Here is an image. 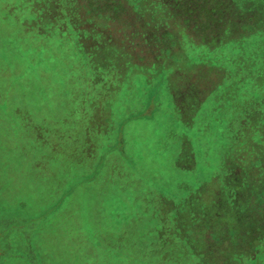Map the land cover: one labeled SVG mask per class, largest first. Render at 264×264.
Returning <instances> with one entry per match:
<instances>
[{
  "label": "rangeland",
  "instance_id": "374dc122",
  "mask_svg": "<svg viewBox=\"0 0 264 264\" xmlns=\"http://www.w3.org/2000/svg\"><path fill=\"white\" fill-rule=\"evenodd\" d=\"M263 60L264 0H0V264H264Z\"/></svg>",
  "mask_w": 264,
  "mask_h": 264
},
{
  "label": "trees",
  "instance_id": "16d2710c",
  "mask_svg": "<svg viewBox=\"0 0 264 264\" xmlns=\"http://www.w3.org/2000/svg\"><path fill=\"white\" fill-rule=\"evenodd\" d=\"M253 36H254V33L252 32V33H250V34H248L247 36H245L243 39H242V41H240L239 39L240 38H236V39H234V45H236V46H238V45H240L241 44V46L242 45H244V44H246V40H247V38H248V40L247 41H251V40H254V38H253ZM253 41H251V43H252ZM244 43V44H243ZM254 46H256V45H254ZM257 47V46H256ZM259 48H261V49H263V47H259ZM236 51V50H235ZM258 57H259V55H258ZM255 58H256V55H255ZM264 61V60H263ZM262 69V68H261ZM261 69H259L260 71H261ZM264 69V68H263ZM230 76V75H229ZM234 78H252L251 76H249V75H244V76H242V77H239V76H235Z\"/></svg>",
  "mask_w": 264,
  "mask_h": 264
}]
</instances>
